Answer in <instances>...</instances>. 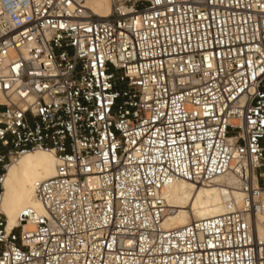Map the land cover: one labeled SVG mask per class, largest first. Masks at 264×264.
<instances>
[{"label": "built area", "instance_id": "obj_1", "mask_svg": "<svg viewBox=\"0 0 264 264\" xmlns=\"http://www.w3.org/2000/svg\"><path fill=\"white\" fill-rule=\"evenodd\" d=\"M0 0V264H264V0ZM56 159L7 230L8 169ZM231 212L165 230L172 184Z\"/></svg>", "mask_w": 264, "mask_h": 264}, {"label": "bare ground", "instance_id": "obj_2", "mask_svg": "<svg viewBox=\"0 0 264 264\" xmlns=\"http://www.w3.org/2000/svg\"><path fill=\"white\" fill-rule=\"evenodd\" d=\"M85 7L97 17L106 18L110 15L111 0H86ZM55 168L56 159L53 153L45 151L28 153L10 166L2 203L7 230L17 227V217L23 210L43 212L34 199L33 189L35 184L52 179ZM164 198L167 210L163 228L172 230L226 215L231 212L225 205L226 200L230 199L235 206H240L244 195L236 188L232 176H223L209 186H194L187 182L172 184L166 189ZM259 234L261 237L264 232L260 230Z\"/></svg>", "mask_w": 264, "mask_h": 264}]
</instances>
